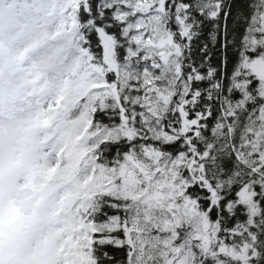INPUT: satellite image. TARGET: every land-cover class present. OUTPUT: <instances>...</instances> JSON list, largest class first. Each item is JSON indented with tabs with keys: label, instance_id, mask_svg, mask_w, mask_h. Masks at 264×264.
Masks as SVG:
<instances>
[{
	"label": "snow or ice",
	"instance_id": "1",
	"mask_svg": "<svg viewBox=\"0 0 264 264\" xmlns=\"http://www.w3.org/2000/svg\"><path fill=\"white\" fill-rule=\"evenodd\" d=\"M0 264H264V0H0Z\"/></svg>",
	"mask_w": 264,
	"mask_h": 264
}]
</instances>
